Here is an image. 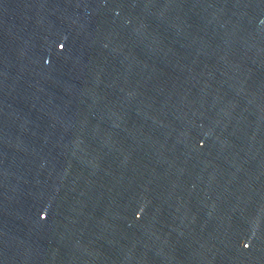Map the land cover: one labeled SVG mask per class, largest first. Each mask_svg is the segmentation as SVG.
<instances>
[{
  "label": "water",
  "instance_id": "water-1",
  "mask_svg": "<svg viewBox=\"0 0 264 264\" xmlns=\"http://www.w3.org/2000/svg\"><path fill=\"white\" fill-rule=\"evenodd\" d=\"M0 264H264V0H0Z\"/></svg>",
  "mask_w": 264,
  "mask_h": 264
},
{
  "label": "snow or ice",
  "instance_id": "snow-or-ice-1",
  "mask_svg": "<svg viewBox=\"0 0 264 264\" xmlns=\"http://www.w3.org/2000/svg\"><path fill=\"white\" fill-rule=\"evenodd\" d=\"M247 247H248V245L246 244V245H245V248H247Z\"/></svg>",
  "mask_w": 264,
  "mask_h": 264
}]
</instances>
